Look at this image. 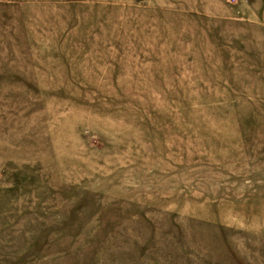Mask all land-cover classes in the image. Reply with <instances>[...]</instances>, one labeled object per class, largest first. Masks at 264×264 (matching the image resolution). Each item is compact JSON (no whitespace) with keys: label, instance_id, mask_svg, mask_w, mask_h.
Segmentation results:
<instances>
[{"label":"rangeland","instance_id":"1","mask_svg":"<svg viewBox=\"0 0 264 264\" xmlns=\"http://www.w3.org/2000/svg\"><path fill=\"white\" fill-rule=\"evenodd\" d=\"M0 264H264V0H0Z\"/></svg>","mask_w":264,"mask_h":264}]
</instances>
